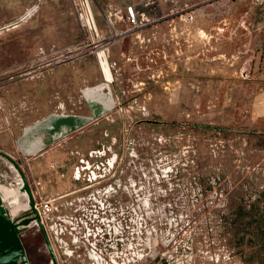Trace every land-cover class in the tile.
I'll return each instance as SVG.
<instances>
[{
    "label": "rangeland",
    "instance_id": "obj_1",
    "mask_svg": "<svg viewBox=\"0 0 264 264\" xmlns=\"http://www.w3.org/2000/svg\"><path fill=\"white\" fill-rule=\"evenodd\" d=\"M77 2L0 0V185L72 191V152L116 138L112 151L128 171L141 176L149 166L161 190L177 188L149 202L151 228L175 241L151 264H264V128L253 111L264 96V28L250 22L260 9L237 0H93L98 38L82 26ZM111 4L123 13L108 20ZM129 6L146 26L133 29L123 15ZM241 9L249 13L244 26ZM100 44L111 81L98 62ZM67 49L75 52L69 62L20 74L41 52ZM53 116L88 122L58 131L40 152H20ZM27 203L23 195L13 203L15 221L31 217ZM22 230L28 263L52 264L43 234L31 224ZM58 259L89 263L62 252Z\"/></svg>",
    "mask_w": 264,
    "mask_h": 264
},
{
    "label": "built area",
    "instance_id": "obj_2",
    "mask_svg": "<svg viewBox=\"0 0 264 264\" xmlns=\"http://www.w3.org/2000/svg\"><path fill=\"white\" fill-rule=\"evenodd\" d=\"M92 2L78 0L77 13L82 26L99 38ZM252 2L255 6L264 4V0ZM121 13V8L111 4L104 15L110 20ZM123 15L133 29L147 25L139 22L133 6L125 8ZM194 17V12L186 14L189 22ZM74 54L71 49L41 52L20 74L43 72L69 62ZM115 141L113 138L112 145L98 149L72 152L77 159L73 177L79 184L72 191L44 195L23 185L27 188L31 213L27 219H31V226L45 237L52 264H60L59 252L69 259L87 258L89 263L86 264H151L155 253L175 244L173 238L151 228L148 211L149 202H163L168 192L177 188L161 190L159 173L149 166L140 170L141 176H137L134 168L128 171L123 158L112 151ZM176 246L177 243L173 250L166 251L169 256H172L170 252H176ZM152 249L156 250L150 254Z\"/></svg>",
    "mask_w": 264,
    "mask_h": 264
},
{
    "label": "crops",
    "instance_id": "obj_3",
    "mask_svg": "<svg viewBox=\"0 0 264 264\" xmlns=\"http://www.w3.org/2000/svg\"><path fill=\"white\" fill-rule=\"evenodd\" d=\"M237 1H239L240 3L250 2L253 4L252 0H237ZM256 7L260 9V12L257 14L254 20H252L251 18L250 22H252V24L256 22L258 27L264 28V4ZM239 15H240L239 16L240 24L242 26H244V24L247 25V23H245L246 21L244 20H245V16L249 15V13L245 9H241ZM253 111L256 116L257 126H261L264 128V96H260L257 99V102L253 107ZM87 120L88 119L85 116L79 118L53 116L42 122L36 129H34L35 135H32L31 133L27 135L23 141L20 142V152H22L23 154H33L35 152H40L43 149H45L47 146H49V144L60 138L61 135L56 136L58 131L63 130V128L72 131L76 129L78 126L85 125L88 122Z\"/></svg>",
    "mask_w": 264,
    "mask_h": 264
},
{
    "label": "water",
    "instance_id": "obj_4",
    "mask_svg": "<svg viewBox=\"0 0 264 264\" xmlns=\"http://www.w3.org/2000/svg\"><path fill=\"white\" fill-rule=\"evenodd\" d=\"M23 190L27 191V188L23 187ZM5 201L6 196L0 190V264H29L20 238V228L14 223L12 210L5 207Z\"/></svg>",
    "mask_w": 264,
    "mask_h": 264
},
{
    "label": "bare ground",
    "instance_id": "obj_5",
    "mask_svg": "<svg viewBox=\"0 0 264 264\" xmlns=\"http://www.w3.org/2000/svg\"><path fill=\"white\" fill-rule=\"evenodd\" d=\"M113 35H114L113 37L120 36L115 30L113 31ZM98 48H102L101 50L97 51V55H98V59H99L100 68L103 72V76L105 77V79L107 81H111L112 80V72H111V68H110V64H109L107 54L105 53V45L100 44V46H98ZM0 190L5 194L6 201L13 199V201H12V207H13L12 214L15 217L19 211V207L14 205V204L17 201H20L21 195L27 196L26 191L23 190V187L17 191H14V190L7 188L3 185H0ZM27 205L29 207L28 203H27ZM24 209L27 210V207H24ZM29 240H31V238Z\"/></svg>",
    "mask_w": 264,
    "mask_h": 264
},
{
    "label": "flooded vegetation",
    "instance_id": "obj_6",
    "mask_svg": "<svg viewBox=\"0 0 264 264\" xmlns=\"http://www.w3.org/2000/svg\"><path fill=\"white\" fill-rule=\"evenodd\" d=\"M26 219H27L26 217H23V218H21V219H19V220H17V221L14 220V223H15L20 229H22V228H25V227H26V226L24 225V222H25Z\"/></svg>",
    "mask_w": 264,
    "mask_h": 264
},
{
    "label": "trees",
    "instance_id": "obj_7",
    "mask_svg": "<svg viewBox=\"0 0 264 264\" xmlns=\"http://www.w3.org/2000/svg\"><path fill=\"white\" fill-rule=\"evenodd\" d=\"M31 221H32L31 219H26L25 222H24V225L27 227V226L30 224ZM22 231H23L22 229H19V234H20ZM23 248H24V247H23Z\"/></svg>",
    "mask_w": 264,
    "mask_h": 264
}]
</instances>
